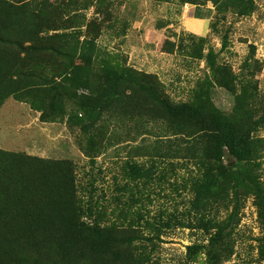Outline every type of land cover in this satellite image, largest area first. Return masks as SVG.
Returning a JSON list of instances; mask_svg holds the SVG:
<instances>
[{"label":"rangeland","instance_id":"rangeland-1","mask_svg":"<svg viewBox=\"0 0 264 264\" xmlns=\"http://www.w3.org/2000/svg\"><path fill=\"white\" fill-rule=\"evenodd\" d=\"M112 1L114 6L98 38L99 53L89 62L80 57L76 60L78 72L94 79L86 80L85 88L69 84L64 108L73 105V91L84 93L95 83L103 60L119 69L132 67L156 74L172 102L244 116L247 124L242 130L255 147V160L261 166L257 171L264 183V120L260 121L264 113V0H245L255 6L251 15L241 14L233 5L226 8L207 0V6L214 9V19L218 11L223 17L214 30V19L205 18L209 19L208 31L198 20L202 18L194 15L196 6L190 3ZM85 2L79 0V7ZM188 8L192 9L190 16ZM81 12L89 21L96 14L95 6ZM97 15L106 17L103 11ZM192 35L208 41L202 56H198V49L185 47ZM166 42H174L175 47L166 46ZM210 49L217 54V71L207 60ZM59 64L67 68L70 61L60 59ZM224 70L230 87L221 82ZM139 100L144 101L143 97ZM40 114L29 103L8 98L0 107V148L72 160L81 218L125 233L134 229L137 239L133 246L142 264H264L263 231L251 197L244 200L233 225L232 252L212 263L207 249L190 248L207 245L217 231L215 224L227 221L230 207L224 208L228 202L222 199L229 196L224 180L217 175L210 178L212 187L198 197L197 188L208 177L207 169L200 158L187 157L186 150H181L179 141L183 138L177 125L98 111L90 119L95 123L83 130L70 125L67 117L44 122ZM185 141L195 143L198 139L193 135ZM84 149L93 155L94 162ZM224 159L227 162L231 156L226 152Z\"/></svg>","mask_w":264,"mask_h":264},{"label":"trees","instance_id":"trees-1","mask_svg":"<svg viewBox=\"0 0 264 264\" xmlns=\"http://www.w3.org/2000/svg\"><path fill=\"white\" fill-rule=\"evenodd\" d=\"M156 1L182 6L190 3L196 6V18L214 19V9L207 6V0ZM215 2L226 8L233 5L244 15L255 11L252 2L245 0ZM79 6V0H0V107L13 97L40 111L41 121L52 122L63 116L70 120V125L76 124L83 130L95 123L90 119L98 111L174 123L181 130V150H186L187 157L200 158L207 169L208 177L197 188L198 197L212 187L210 178L217 175L224 180L229 196L222 199L228 202L224 208L230 207L227 221L215 224L217 231L207 245L190 248L207 249L212 263L232 252L233 225L238 222L247 197L253 199L258 209L264 240V183L257 171L261 166L256 163L252 141L242 130L247 121L238 112L227 115L221 110L212 111V107L209 111L205 106L172 102L158 75L132 67L119 69L103 59L101 71L95 73V83L84 93L73 91V105L64 108L69 84L85 88L86 80L94 79L78 72L76 60L80 57L89 62L99 53L98 38L114 2L86 0L83 7ZM91 6H95L96 14L86 21L81 10ZM102 11L106 17L97 15ZM221 17L218 11L211 23L212 30L218 27ZM189 40L185 43L182 37L180 48L185 43V47L198 49V56H202L208 41L195 35ZM226 42L225 36L223 44ZM165 45L175 47L174 42ZM64 58L70 61L67 68L59 64ZM207 60L217 71V54L213 49ZM227 73L222 72L221 82L230 87ZM263 120L264 113L260 117ZM193 135L197 142L185 141ZM84 152L94 162L93 155L86 149ZM226 152L231 156L227 162ZM231 161L234 163L230 165ZM76 181L77 170L72 160L46 159L0 148V264H142L133 246L137 239L132 233L134 229L125 233L81 218Z\"/></svg>","mask_w":264,"mask_h":264},{"label":"crops","instance_id":"crops-1","mask_svg":"<svg viewBox=\"0 0 264 264\" xmlns=\"http://www.w3.org/2000/svg\"><path fill=\"white\" fill-rule=\"evenodd\" d=\"M194 12H195V8H194ZM190 13H192V9L191 8H188V11L186 12V14L190 16V15H192ZM198 20H199V22H204V23H201V24L205 27V29L207 28V31H208L209 19H198ZM206 20H208V23H207Z\"/></svg>","mask_w":264,"mask_h":264},{"label":"water","instance_id":"water-1","mask_svg":"<svg viewBox=\"0 0 264 264\" xmlns=\"http://www.w3.org/2000/svg\"><path fill=\"white\" fill-rule=\"evenodd\" d=\"M232 163H234V162H230V165H231Z\"/></svg>","mask_w":264,"mask_h":264}]
</instances>
